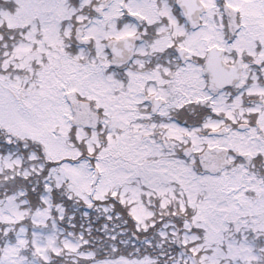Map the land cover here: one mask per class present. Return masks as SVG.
I'll return each instance as SVG.
<instances>
[{"label":"snow or ice","instance_id":"snow-or-ice-1","mask_svg":"<svg viewBox=\"0 0 264 264\" xmlns=\"http://www.w3.org/2000/svg\"><path fill=\"white\" fill-rule=\"evenodd\" d=\"M0 264H264V0H0Z\"/></svg>","mask_w":264,"mask_h":264}]
</instances>
